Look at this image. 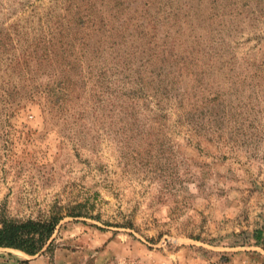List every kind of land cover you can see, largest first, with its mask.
Instances as JSON below:
<instances>
[{"label":"rangeland","instance_id":"obj_1","mask_svg":"<svg viewBox=\"0 0 264 264\" xmlns=\"http://www.w3.org/2000/svg\"><path fill=\"white\" fill-rule=\"evenodd\" d=\"M0 264H264V0H0Z\"/></svg>","mask_w":264,"mask_h":264},{"label":"trees","instance_id":"obj_2","mask_svg":"<svg viewBox=\"0 0 264 264\" xmlns=\"http://www.w3.org/2000/svg\"><path fill=\"white\" fill-rule=\"evenodd\" d=\"M81 203L70 205L65 213L53 211L47 218L23 220H4L0 224V247H11L33 255L39 253L46 246L51 247L49 241L59 221L67 216H83L79 208Z\"/></svg>","mask_w":264,"mask_h":264}]
</instances>
